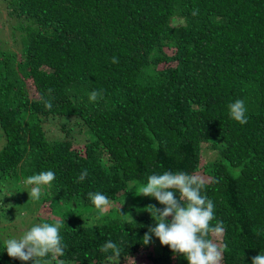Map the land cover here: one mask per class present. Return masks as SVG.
Masks as SVG:
<instances>
[{
  "label": "trees",
  "instance_id": "1",
  "mask_svg": "<svg viewBox=\"0 0 264 264\" xmlns=\"http://www.w3.org/2000/svg\"><path fill=\"white\" fill-rule=\"evenodd\" d=\"M8 7L22 23L20 52H0V188L11 193L10 203L0 200V224L23 219L22 208L39 209L27 202H48L64 217L30 218L24 232L59 221L65 264L138 257L187 264L155 236L143 244L155 227L147 208L162 206L138 196L150 175L184 172L205 179L211 223L225 227L221 264L264 255V0H9ZM93 90L102 92L97 102L89 101ZM237 99L244 125L229 116ZM54 118L62 139L47 135ZM73 131L89 140L75 144ZM48 170L56 178L34 201L24 181ZM96 192L125 202L127 216L111 205L88 219L85 209L96 208L88 193ZM10 229L0 227V264H30L7 255ZM109 240L119 261L101 251Z\"/></svg>",
  "mask_w": 264,
  "mask_h": 264
},
{
  "label": "clouds",
  "instance_id": "2",
  "mask_svg": "<svg viewBox=\"0 0 264 264\" xmlns=\"http://www.w3.org/2000/svg\"><path fill=\"white\" fill-rule=\"evenodd\" d=\"M196 12H193L195 15ZM112 63H118L116 57ZM52 89L48 90L50 94ZM102 98V92L93 90L89 94L90 102H97ZM46 109L51 110V99L41 96ZM229 116L241 125L247 123L246 107L242 99H237L228 105ZM88 175L85 169L79 176L83 181ZM55 173L51 170L27 177L25 185L32 186L30 196L34 201L41 198L42 187L52 185ZM206 181L197 174L184 172L152 174L146 184L140 185L138 196L152 197L162 207L149 205V214L155 221V227H150L143 237V244L147 245L155 236L161 246H168L174 253L182 256L187 264H221L224 246L218 243L222 238L225 227L222 222L212 225L214 220V203L202 194ZM91 203L101 212L110 206L108 197L100 192L88 193ZM171 217L170 222L167 218ZM65 224V223H64ZM61 223H41L32 226L18 239H7L4 244L7 255L21 262L32 261L41 264V260L51 256L57 264H64L58 258L65 254V245L60 236ZM102 252L113 253L109 260L121 256L120 248L112 241L105 242ZM119 261V260H118ZM47 264V262H45ZM252 264H264V255L258 254L252 259Z\"/></svg>",
  "mask_w": 264,
  "mask_h": 264
},
{
  "label": "rangeland",
  "instance_id": "3",
  "mask_svg": "<svg viewBox=\"0 0 264 264\" xmlns=\"http://www.w3.org/2000/svg\"><path fill=\"white\" fill-rule=\"evenodd\" d=\"M8 2L9 0H0V52H4V53H9L8 51H13V52H17L19 53L21 50V44H20V32L16 31V25L22 23L21 19H16L14 16H10L9 15V7H8ZM162 67H167V65H162ZM61 123L62 121H58V119L54 118V119H50V121L47 123L46 125V130H47V135L51 138L54 139H62L64 138V134L61 133V131L59 130V127H57V124ZM74 120L70 121L69 124L73 123ZM73 135V141L75 142V144H83L85 143L87 140H89V136L86 137V139L81 135V134H77L76 131L72 132ZM208 155H210L208 153ZM207 159H209V156H206ZM6 191H1L0 188V200H4L10 203L11 201V193ZM129 198H122V200H127ZM120 202L125 203L123 201H121V199L117 200V201H111L110 206L107 209H111V205L112 207L115 209L116 213L114 215L117 216H122L121 214L127 216V211L125 209V206L122 205ZM27 206L31 208V210H34L37 206H39V209H35V211L31 212H27L29 210H26V208H22L21 210H19L20 214L22 215L21 217H23V219L21 218H16V221H14V223L11 224H4L1 223L0 227L2 226H7L10 229V231H8L9 235L13 236L14 238H19L22 233L29 228L28 225V219L30 218H41L42 216H47V217H56V219H59L61 217H64V212L66 210H60V209H51L50 205L48 202H45L44 204H37L36 202H27ZM60 210V211H59ZM108 211V210H107ZM122 211L125 212L122 213ZM55 212V214H54ZM85 215L88 219L91 218H98L101 217V215L97 214L98 212L101 213L100 210H98L97 208H91L88 207L85 209ZM66 213V212H65ZM67 217H72L70 215H66ZM25 218V219H24ZM72 219H74L72 217ZM82 220V219H81ZM13 227V228H12ZM4 235V234H3ZM159 240L157 239L156 241V246H158ZM145 261L143 260L142 257H138L136 259H127L121 263H117V264H144ZM30 264H33V262H31ZM42 264H45V262H43ZM47 264H57V262H49ZM65 264V263H64Z\"/></svg>",
  "mask_w": 264,
  "mask_h": 264
}]
</instances>
